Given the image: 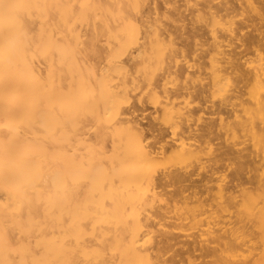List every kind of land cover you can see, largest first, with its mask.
Listing matches in <instances>:
<instances>
[{"label":"bare ground","instance_id":"6f19581e","mask_svg":"<svg viewBox=\"0 0 264 264\" xmlns=\"http://www.w3.org/2000/svg\"><path fill=\"white\" fill-rule=\"evenodd\" d=\"M182 1L0 0V264H264V0ZM182 7L200 48L171 38Z\"/></svg>","mask_w":264,"mask_h":264},{"label":"rangeland","instance_id":"374dc122","mask_svg":"<svg viewBox=\"0 0 264 264\" xmlns=\"http://www.w3.org/2000/svg\"><path fill=\"white\" fill-rule=\"evenodd\" d=\"M157 1V3H155V4H158L157 5V7H158V9H159V11H161L162 10V14H164L165 16H168V15H170L172 12V7L176 4V5H181L182 3H183V1L182 0H155V2ZM172 1V2H171ZM162 2H163V4H164V6H163V4H162ZM169 2V4L170 5H168L167 3ZM182 2V3H181ZM165 3H166V5L168 6H166L165 5ZM178 3V4H177ZM173 4V5H172ZM161 5V6H160ZM172 5V6H171ZM179 5V6H180ZM171 7V9H167V8H170ZM164 7V8H163ZM161 8V9H160ZM182 10H184L183 11V18H184V24L182 25V26H178V27H172V26H168V31L171 33V38H172V40L174 41V42H176L177 44H185L184 46H186L187 44H188V46H191V47H193V41H195L196 42V46L195 47H197L198 46V43H200L201 44V42H203V40L202 39H204L203 38V34H201V31H199V30H196V29H194V27L195 26H193V17H192V15L190 14L191 13V8H188V9H183V7L181 8ZM167 10V11H166ZM167 14H165V13ZM191 17H192V19H191ZM165 17H163V21L166 19H164ZM264 24V23H263ZM192 26V27H191ZM181 27V28H180ZM197 27V26H196ZM178 28H179V30H178ZM182 29V30H181ZM249 30V29H248ZM247 30V31H248ZM245 31V30H244ZM176 32V33H175ZM195 32H196V34H195ZM198 32H199V34H198ZM195 37H194V36ZM200 35V37H198L197 38V36H199ZM202 36V37H201ZM194 39H192V38ZM196 38V39H195ZM199 40V41H198ZM200 40H201V42H200ZM189 41V42H188ZM192 41V42H191ZM198 41V42H197ZM192 43V45H190ZM179 46H181V45H179ZM198 48H200V45L198 46ZM263 61H264V58H263ZM234 76V75H233ZM195 79V78H194ZM195 80H197V79H195ZM198 81V80H197ZM198 84H200V83H195V85H198ZM197 87V86H196ZM199 87V86H198ZM195 95V94H198L197 92H193L192 93V95ZM191 94H190V97H188V99H186V101H184L183 99H184V97L181 99L180 98V101H182L183 100V102H180V101H178L179 102V106L182 108V110L183 111H188L189 109H186V107L187 108H192L191 110H193V111H195V113H197V115H196V118L197 119H194V121H193V127H194V129L196 130H198V131H192L191 132V134L190 135H188V134H186V139L184 138V141H185V146H187L188 147V145H189V147H192V148H194V146H197V145H199L200 143H201V139H200V137L202 138V136H200L199 134H200V127L202 126L203 127V125H204V121H205V119H206V117H207V113H205V112H201V108H203V106H206L207 104H203V99L201 98L202 96L201 95H203V94H198L197 96H192ZM208 95V94H207ZM189 96V95H188ZM192 96V97H191ZM205 96V94L203 95V97ZM210 97V96H209ZM209 97H207L208 98V101H209ZM213 98V97H212ZM216 98V96L214 97V102H216V100H218L217 98ZM190 100V101H189ZM211 100V99H210ZM210 102V101H209ZM209 102H205V103H209ZM147 101L145 102V104H144V107H142L143 108V110H142V108H141V110H140V112H139V120H140V118H142L141 119V126L144 128V133L146 134V136H147V140H152V139H154V138H151V135H150V133H155L156 134V131L155 132H151L150 130H149V127H151V125H153V115H155V113H154V110H155V108H153V105H151L149 102L147 103ZM184 103V104H183ZM211 103H213V101L211 102ZM150 104V105H149ZM181 104L183 105V106H181ZM148 106L147 108H146V106ZM202 107H201V106ZM192 106V107H191ZM196 106V107H195ZM199 106L201 107L200 109H199ZM158 108V107H157ZM156 108V109H157ZM148 109V110H147ZM237 109L239 110L240 108L239 107H237ZM153 111V112H152ZM205 113V114H204ZM204 114V115H203ZM142 115H144V116H142ZM149 115V116H148ZM151 120V121H150ZM152 122V123H151ZM149 124H150V126H149ZM147 131H146V130ZM165 131H166V133H169L170 131H168V130H164V134L166 135V133H165ZM194 133V134H193ZM197 135H196V134ZM152 135H154V134H152ZM171 135V132L167 135V136H170ZM188 135V136H187ZM192 135V136H191ZM194 136V137H193ZM210 136V138L209 139H207V138H203L204 140H207L206 141V143L207 142H209V141H211V146H212V148H211V151L213 152L214 151V153H209L207 150H204V152L205 153H209L210 155H213V156H216V158H217V156L219 155V158H220V161L218 162V163H222V165H225L226 164V166H222V168L223 167H225V168H223V169H226V170H224V173H225V177H226V182L228 183H226L227 184V186H232L233 187V185H235L236 183H238L239 182V184H241V188H245V187H253L254 185H255V182L253 181V179L251 178V175L253 174L251 171H249V170H247V167H246V170L247 171H243V174L241 175V177L239 178V180H235L234 178V171H233V168L234 167H236L235 165L237 164H235V163H233V165H232V163H231V165L229 166V164H227L228 163V160H224L223 161V159H222V156H221V153H222V150L223 149H225V148H223L222 146H224L225 144H222L221 142L223 141V139L225 138V137H223V136H220V137H218V140H217V138L216 139H214L213 138V136H212V134L211 135H209ZM246 136V135H245ZM174 137H176V136H174ZM217 137V136H216ZM239 137H240V135H239ZM242 137V136H241ZM247 137V136H246ZM246 137H244V138H246ZM229 138H231V137H229ZM167 139H169V138H167ZM214 139V140H213ZM234 139V138H233ZM233 139H231V141L233 140ZM249 139V138H248ZM256 139H258V137L256 138ZM261 139V137L259 138V140ZM217 140V141H216ZM222 140V141H221ZM226 140H227V138H226ZM230 140V139H229ZM243 142L241 143H239V141H240V138H239V141L236 139V141L239 143V144H237V143H235V144H237V148H241V149H243L242 151H241V149H240V152H243V153H246V152H248L247 150L248 149H250V148H248L249 147V144H248V142L246 141H244L243 139H241ZM259 140H257L258 142H259ZM192 141V142H191ZM230 141V143H232ZM235 141V140H234ZM233 141V142H234ZM249 141V140H248ZM253 141V140H252ZM203 142V141H202ZM225 142V141H224ZM227 142V141H226ZM193 143V144H192ZM205 143V144H206ZM252 143V142H251ZM204 144V143H203ZM203 144H202V146H203ZM246 144V145H245ZM248 144V145H247ZM210 145V144H209ZM227 145V144H226ZM229 145V144H228ZM231 145H233V144H231ZM242 145H243V147H242ZM208 146V144H206V147ZM214 146V147H213ZM235 146V145H234ZM252 146V145H251ZM220 147H221V149H220ZM227 147V146H226ZM229 147V146H228ZM232 147V146H231ZM223 148V149H222ZM234 148V147H233ZM232 148V149H233ZM201 149V148H200ZM203 149V148H202ZM246 149V150H245ZM252 149V148H251ZM202 151V150H201ZM216 151V152H215ZM203 152V151H202ZM167 153V152H166ZM170 153H172V152H170ZM174 153V152H173ZM168 155V157L167 158H165L162 162H163V164H162V162H160L158 165H157V170H158V173L162 170H166V169H174V168H177V169H179V170H191L192 169V165L190 166V164H192V163H190L189 161H190V159L188 160H186V158L185 157H181V156H179L178 154H176L177 156H174V155H172V154H169V152L167 153ZM174 157V158H173ZM201 157V160L202 161H204L203 160V158L205 157V156H203V158H202V155L200 156ZM206 157H207V155H206ZM205 157V158H206ZM211 157V156H210ZM210 157H208V158H210ZM171 158V159H170ZM173 158V159H172ZM171 161H170V160ZM222 159V160H221ZM230 159V158H229ZM233 159V158H232ZM207 160V158L205 159V161ZM213 160H215L214 158H213ZM169 161V162H168ZM186 161H188V162H186ZM193 160L191 159V162H192ZM232 161V160H231ZM237 161V160H236ZM235 161V162H236ZM184 162H186V164L184 163ZM234 162V161H233ZM238 162V161H237ZM174 163V164H173ZM182 163V164H181ZM190 163V164H189ZM220 163V164H221ZM171 164V165H170ZM173 164V165H172ZM176 165V166H175ZM177 165H178V167H177ZM184 165V166H183ZM188 165H189V167H188ZM159 166V167H158ZM233 166V167H232ZM165 167V168H164ZM188 169H187V168ZM228 167H230V168H228ZM186 168V169H185ZM228 168V169H227ZM232 168V169H231ZM248 169H249V167H248ZM230 172V173H229ZM223 173V174H224ZM247 175H246V174ZM228 176V177H227ZM243 176V177H242ZM247 176V177H246ZM194 178V177H193ZM195 179H196V177H195ZM242 179V180H241ZM233 180V181H232ZM253 181V182H252ZM197 183H199V182H197ZM246 183V184H245ZM233 184V185H232ZM196 185H198V184H195V182H194V187L192 188V189H189L188 191H191V192H193L192 190H194L195 192L196 191H198L200 188H198V190H197V187H196ZM248 185V186H247ZM229 186V187H230ZM201 187V186H200ZM169 188V189H168ZM243 188V189H244ZM236 189V188H235ZM238 189V188H237ZM200 190H202V189H200ZM168 191V192H167ZM188 191H187V193H188ZM166 192V193H165ZM175 192V190H174V188L173 187H164L163 189H162V193L166 196V197H170V194L172 195L173 193ZM198 193V192H197ZM171 228L173 227V226H170ZM160 228V227H159ZM159 228L158 227H154V229L153 230H157V232L155 231V233L156 234H158V231H159V233H160V231L162 230L161 228H160V230H159ZM164 229V228H163ZM170 229V228H169ZM172 230H173V228H172ZM155 234V237L157 236H160V235H156ZM159 238V237H158ZM179 239H180V237H178ZM156 240H157V238H156ZM174 253V254H173ZM175 253L177 254L178 252L177 251H175V250H170L169 252H167L166 253V257H170V256H173V255H175ZM169 254V255H168Z\"/></svg>","mask_w":264,"mask_h":264}]
</instances>
